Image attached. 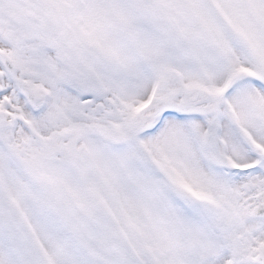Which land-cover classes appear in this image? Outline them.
<instances>
[{"label":"snow or ice","instance_id":"obj_1","mask_svg":"<svg viewBox=\"0 0 264 264\" xmlns=\"http://www.w3.org/2000/svg\"><path fill=\"white\" fill-rule=\"evenodd\" d=\"M0 264H264V0H0Z\"/></svg>","mask_w":264,"mask_h":264}]
</instances>
